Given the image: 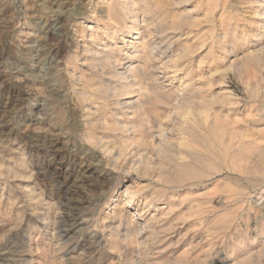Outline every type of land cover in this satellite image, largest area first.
<instances>
[{
    "label": "rangeland",
    "instance_id": "obj_1",
    "mask_svg": "<svg viewBox=\"0 0 264 264\" xmlns=\"http://www.w3.org/2000/svg\"><path fill=\"white\" fill-rule=\"evenodd\" d=\"M0 264H264V0H0Z\"/></svg>",
    "mask_w": 264,
    "mask_h": 264
},
{
    "label": "bare ground",
    "instance_id": "obj_2",
    "mask_svg": "<svg viewBox=\"0 0 264 264\" xmlns=\"http://www.w3.org/2000/svg\"><path fill=\"white\" fill-rule=\"evenodd\" d=\"M255 3H258L257 1L255 2ZM256 5V4H255ZM263 6V5H262ZM60 13V12H59ZM147 22V21H146ZM259 28V27H258ZM260 31L262 32V28L260 29ZM127 43V42H126ZM154 44V43H153ZM145 49V48H144ZM153 49V48H152ZM147 55V54H146ZM155 55V54H154ZM164 55V54H163ZM141 66V65H140ZM123 75V74H122ZM141 75H142V73H141ZM81 92V91H80ZM137 124V123H136ZM233 131H231V133H232ZM151 135V134H150Z\"/></svg>",
    "mask_w": 264,
    "mask_h": 264
}]
</instances>
